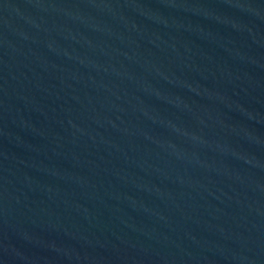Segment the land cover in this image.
I'll return each mask as SVG.
<instances>
[{"label": "water", "instance_id": "95a60500", "mask_svg": "<svg viewBox=\"0 0 264 264\" xmlns=\"http://www.w3.org/2000/svg\"><path fill=\"white\" fill-rule=\"evenodd\" d=\"M0 264H264V0H0Z\"/></svg>", "mask_w": 264, "mask_h": 264}]
</instances>
